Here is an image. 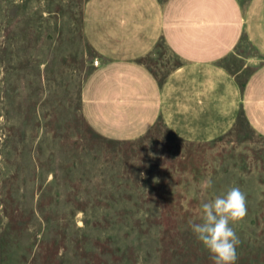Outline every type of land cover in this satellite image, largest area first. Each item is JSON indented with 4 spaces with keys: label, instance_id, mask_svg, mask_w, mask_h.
Listing matches in <instances>:
<instances>
[{
    "label": "rangeland",
    "instance_id": "374dc122",
    "mask_svg": "<svg viewBox=\"0 0 264 264\" xmlns=\"http://www.w3.org/2000/svg\"><path fill=\"white\" fill-rule=\"evenodd\" d=\"M89 1L0 0V264H213L189 222L232 186L247 194L236 264H264V131L244 100L262 62L253 0H236L240 36L212 62L241 100L207 135L161 111L144 122L137 101L97 126L105 108L85 90L107 58L86 30ZM134 61L160 87L185 63L163 35Z\"/></svg>",
    "mask_w": 264,
    "mask_h": 264
},
{
    "label": "crops",
    "instance_id": "0c3cea01",
    "mask_svg": "<svg viewBox=\"0 0 264 264\" xmlns=\"http://www.w3.org/2000/svg\"><path fill=\"white\" fill-rule=\"evenodd\" d=\"M88 4V36L107 58L85 90L92 106L105 108L93 114L98 127L107 128L105 123L111 122L105 118L110 114L106 108H124L133 101L137 103L130 107L139 108L144 122L161 111L182 133L206 134L225 125L228 116L231 120L241 96L233 80L212 62L232 52L240 36L243 17L236 0H90ZM251 4L249 38L262 62L257 63L244 100L256 126L264 131V0ZM162 35L185 63L160 87L146 65L134 58L149 52Z\"/></svg>",
    "mask_w": 264,
    "mask_h": 264
},
{
    "label": "clouds",
    "instance_id": "9594fccd",
    "mask_svg": "<svg viewBox=\"0 0 264 264\" xmlns=\"http://www.w3.org/2000/svg\"><path fill=\"white\" fill-rule=\"evenodd\" d=\"M202 187L212 188V178L209 177ZM201 207V221H190L191 231L207 249L213 264H236L240 238L232 225L247 216V194L240 187L232 186L202 203Z\"/></svg>",
    "mask_w": 264,
    "mask_h": 264
},
{
    "label": "built area",
    "instance_id": "2783aa9c",
    "mask_svg": "<svg viewBox=\"0 0 264 264\" xmlns=\"http://www.w3.org/2000/svg\"><path fill=\"white\" fill-rule=\"evenodd\" d=\"M95 63H98V61H96Z\"/></svg>",
    "mask_w": 264,
    "mask_h": 264
}]
</instances>
